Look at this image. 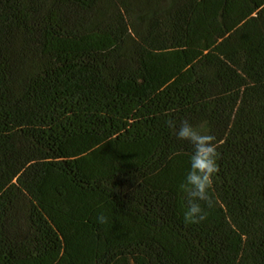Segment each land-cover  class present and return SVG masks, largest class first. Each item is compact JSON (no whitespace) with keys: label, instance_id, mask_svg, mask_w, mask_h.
Masks as SVG:
<instances>
[{"label":"trees","instance_id":"1","mask_svg":"<svg viewBox=\"0 0 264 264\" xmlns=\"http://www.w3.org/2000/svg\"><path fill=\"white\" fill-rule=\"evenodd\" d=\"M0 264H264V0H0Z\"/></svg>","mask_w":264,"mask_h":264},{"label":"clouds","instance_id":"2","mask_svg":"<svg viewBox=\"0 0 264 264\" xmlns=\"http://www.w3.org/2000/svg\"><path fill=\"white\" fill-rule=\"evenodd\" d=\"M166 123L177 141L186 142L190 146L188 167L179 189L186 199L183 219L189 223H198L205 219V208L212 204L210 193L218 172V145L213 136L198 130L187 120L178 123L169 120ZM97 220L102 224L105 217L101 214Z\"/></svg>","mask_w":264,"mask_h":264}]
</instances>
